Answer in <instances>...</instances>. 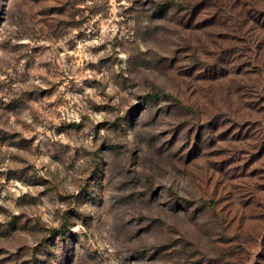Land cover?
Instances as JSON below:
<instances>
[{
	"label": "rangeland",
	"instance_id": "obj_1",
	"mask_svg": "<svg viewBox=\"0 0 264 264\" xmlns=\"http://www.w3.org/2000/svg\"><path fill=\"white\" fill-rule=\"evenodd\" d=\"M0 264H264V0H0Z\"/></svg>",
	"mask_w": 264,
	"mask_h": 264
}]
</instances>
